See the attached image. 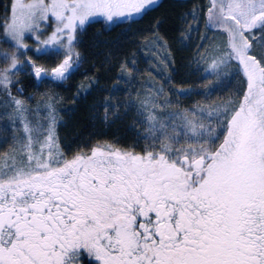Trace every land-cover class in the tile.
<instances>
[{"label": "snow or ice", "instance_id": "obj_1", "mask_svg": "<svg viewBox=\"0 0 264 264\" xmlns=\"http://www.w3.org/2000/svg\"><path fill=\"white\" fill-rule=\"evenodd\" d=\"M158 2L11 0L0 25L14 45L0 53V120L13 133L0 150V264H264V0H208L187 13L188 39L201 26L226 35L223 50L197 51L205 79L227 77L235 63L243 85L207 110L170 111L164 88L151 85L138 101L105 104V123L109 109L116 119L118 108L134 110L130 144L64 146L55 100L41 113L12 95L27 37L35 51L63 56L50 68L29 57L33 76L62 82L79 29L127 22ZM49 21L56 27L40 40Z\"/></svg>", "mask_w": 264, "mask_h": 264}, {"label": "trees", "instance_id": "obj_2", "mask_svg": "<svg viewBox=\"0 0 264 264\" xmlns=\"http://www.w3.org/2000/svg\"><path fill=\"white\" fill-rule=\"evenodd\" d=\"M207 3L208 0H161L157 6L133 21L114 25L97 21L86 25L77 35L75 52L79 57H73L76 60L75 68L65 83L46 82L38 85L31 68L27 66L28 58L38 66L50 68L59 63L63 56L43 55L28 44L27 50H22L26 53L21 55L24 67L14 77L12 95L26 102H35L43 97L54 99L62 121L58 129L60 140L62 145L71 147L89 145L103 138L125 145L132 143L134 137L129 129L135 123L134 110L118 108L119 118H113L110 114L112 119L108 124L103 121L104 105L119 106L130 100L138 101L144 92H148V86L146 89L144 85L146 81L159 74L165 81H178L175 84L176 93L188 86L199 91H191L194 94L186 98L181 95L167 96L176 104L185 98L191 104L199 102L200 105H206L205 100L208 99L203 98L206 93H211L206 97L215 98V101L234 99L236 90L242 87L244 81L242 67L236 64V71L229 72L227 77H221L219 81L214 80V85L208 90L201 89L204 86L199 85L200 81L208 79H205L201 70L203 62H196L197 51L203 45L201 55H204L210 44V35L212 38L215 35L223 43L224 40L227 42L221 30L204 26L200 27L199 32L191 31V39H188V25L195 28L196 24L187 17V13ZM10 5L11 0H0V25L4 24ZM205 36L206 41L203 39ZM159 43L162 48L170 50L169 64L159 60ZM13 47L10 42H5L3 28L0 27V53L11 52ZM162 63L163 70L160 68ZM6 66V62L0 59V68ZM125 80L129 83H125ZM231 81L235 84L226 85Z\"/></svg>", "mask_w": 264, "mask_h": 264}, {"label": "rangeland", "instance_id": "obj_3", "mask_svg": "<svg viewBox=\"0 0 264 264\" xmlns=\"http://www.w3.org/2000/svg\"><path fill=\"white\" fill-rule=\"evenodd\" d=\"M161 0H159V2H160ZM159 2H158V4H159ZM157 4V5H158ZM156 5V6H157ZM138 18V16H134L133 18H131L129 21H133V20H135V19H137ZM114 25V24H113ZM55 27H56V25H55V23H53L52 21H49V23H48V25L46 26V27H44L43 28V30H42V34L40 35V40H46L47 38H48V36H50L51 34H52V31L55 29ZM85 28V27H84ZM84 28H82V29H79L78 31H77V33H76V40L74 41V45L76 44V41H77V35H78V33L80 32V31H82ZM212 30H218V29H212ZM210 37V44H209V46H208V48H207V50L205 51V53H204V55H206L208 52H211V51H213L214 49L215 50H223L225 47H226V44H227V42H225V40H224V43H223V40H219V39H216V36L215 35H213V38H212V36L210 35L209 36ZM215 38V39H214ZM27 41H29L27 44H31L32 46L31 47H33L34 49H36L37 48V46H38V41L34 38V37H31V36H29V37H27L26 38V42ZM227 41V40H226ZM39 46H41L42 47V45H39ZM159 49L161 50L159 53H161L160 54V57H159V60H161L162 62L163 61H165L167 64H169V52H170V50H169V48H167V47H165V48H162L161 47V44L159 43ZM163 67V63L160 65V68H162ZM203 69H205V71H203V75H204V77L206 76V75H208V72L206 71V69H207V64L206 63H204L203 62ZM162 70H163V68H162ZM237 69H236V67H235V63L230 67V68H228V70H227V72L229 73H231V72H233V71H236ZM214 80H216V78L213 76V77H210L209 79H208V81H200L199 82V85L201 86V85H203L204 87H201V89L202 88H206V90H208L209 88H211V86H213L214 84ZM147 82V84H144L145 85V87H146V89H147V86H149V85H151L152 86V89H155V88H160V87H163L164 88V90H165V98H167V96H170V95H172V96H176V92H175V84L178 82V81H165L164 80V77H162V75H157L156 76V78H153V79H149L148 81H146ZM220 84L222 83L221 81L219 82ZM233 84H235L233 81H231L230 83H228V84H226V85H233ZM230 88H232V87H230ZM191 91H195L194 93H199V91L195 88V87H193V86H188V87H186V88H181V89H179L178 91H177V93H191ZM147 92V91H146ZM148 94H153L151 91H150V89H149V87H148V92H147ZM194 93H191L190 95H192V94H194ZM145 94V92L143 93V95ZM190 95H181V96H183V97H188V96H190ZM0 98H2V101H4V96L2 95V94H0ZM51 97H43V98H41V99H39V100H37V101H35V102H26V106H28V107H30L31 109H33V111L37 108V106H39L40 107V111H41V113H44L45 111H47V108H46V106H45V103L47 102V101H49V99H50ZM182 98V97H181ZM180 99L179 100V103L178 104H176L175 102L176 101H174L173 103H175L174 105H176L175 107H173L172 109H170V111H180V110H182V109H185V108H191V107H193V106H196L197 105V103H190L189 101H186V99ZM203 98H206V99H208V100H205L206 101V105H204L203 103H201V105L200 104H198V106L199 107H201V108H204L205 110H207V109H209L210 108V106H214V105H216V104H219L220 103V99H218V101H215L216 99L215 98H211V97H206V96H204ZM209 98H211V99H209ZM218 98V97H217ZM5 99H6V97H5ZM54 100V99H53ZM174 100H176V98L174 97ZM161 102H162V100H161ZM199 103V102H198ZM55 108H56V105H55ZM57 110V109H56ZM0 111H3V109H0ZM57 112H58V114H59V125H58V129H59V127H60V125H61V115H60V113H59V111L57 110ZM109 114H112V110H110V112H109ZM105 115V114H104ZM113 117V116H112ZM112 117L111 116H109V120H108V122H106V123H108L109 124V122H110V120L112 119ZM114 118V117H113ZM136 119V118H135ZM10 122L9 121H6V120H0V138H3V140L6 142V143H0V150H4V148L6 147V145H10L11 144V141H12V136H13V133L11 132V131H7V132H5L4 131V126L6 125V124H9ZM134 125V124H133ZM133 125H131L130 126V129H129V131H132V133H133V137H134V140H135V133H134V131L132 130V126ZM17 135H19V133H17ZM103 140H105V138H103Z\"/></svg>", "mask_w": 264, "mask_h": 264}, {"label": "water", "instance_id": "obj_4", "mask_svg": "<svg viewBox=\"0 0 264 264\" xmlns=\"http://www.w3.org/2000/svg\"><path fill=\"white\" fill-rule=\"evenodd\" d=\"M36 79V78H35ZM49 80H51V79H49ZM67 80V79H66ZM66 80H64V81H62V82H65ZM36 81H38V83H41L42 81H39V80H37L36 79ZM52 81V80H51ZM54 82H58V83H62L61 81H54Z\"/></svg>", "mask_w": 264, "mask_h": 264}]
</instances>
